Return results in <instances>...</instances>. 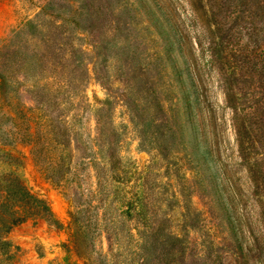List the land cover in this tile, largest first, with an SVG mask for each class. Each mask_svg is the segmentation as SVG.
I'll return each mask as SVG.
<instances>
[{
	"label": "rangeland",
	"instance_id": "1",
	"mask_svg": "<svg viewBox=\"0 0 264 264\" xmlns=\"http://www.w3.org/2000/svg\"><path fill=\"white\" fill-rule=\"evenodd\" d=\"M1 239L0 264H264V0H0Z\"/></svg>",
	"mask_w": 264,
	"mask_h": 264
},
{
	"label": "trees",
	"instance_id": "2",
	"mask_svg": "<svg viewBox=\"0 0 264 264\" xmlns=\"http://www.w3.org/2000/svg\"><path fill=\"white\" fill-rule=\"evenodd\" d=\"M229 103H230V101H229ZM59 144H62V142H59ZM65 160V158L64 157H60V159H59V161L57 162V165H56V168L58 167L59 168V170L57 169V171L59 172V171H61L62 170V166L64 167V163H63V161ZM113 160V161H112ZM111 167L112 168H114L116 165H114V157H113V159H111ZM53 168V167H52ZM54 170V169H53ZM55 174L56 173H54V171H53V173H52V176H55ZM51 176V177H52ZM21 187H22V191L23 192H21V196H20V200H29V199H33V201H36V205H42V202L40 201V200H38L35 196H34V194H32L24 185H21ZM20 187V188H21ZM8 193H12L13 191L12 190H10L9 189V191H7ZM5 199V198H4ZM43 209H47V210H49V207L45 204V205H43ZM20 220H21V218H20ZM19 220V218L18 219H15L12 223H11V225L9 226L8 225V229L11 227V226H13V224H15V223H17V221H20ZM5 224V226L7 225V223L5 222L4 223ZM74 233L71 235V238H72V241H73V243H75L74 242V240L76 239V235H75V239H74ZM77 240V239H76ZM6 242L3 240V239H1L0 240V245H4Z\"/></svg>",
	"mask_w": 264,
	"mask_h": 264
},
{
	"label": "crops",
	"instance_id": "3",
	"mask_svg": "<svg viewBox=\"0 0 264 264\" xmlns=\"http://www.w3.org/2000/svg\"><path fill=\"white\" fill-rule=\"evenodd\" d=\"M36 235H39V236L43 237V234H41V233L38 234V232H36Z\"/></svg>",
	"mask_w": 264,
	"mask_h": 264
}]
</instances>
